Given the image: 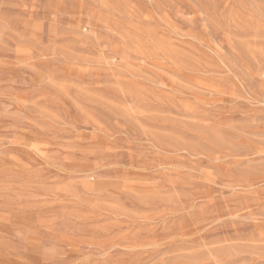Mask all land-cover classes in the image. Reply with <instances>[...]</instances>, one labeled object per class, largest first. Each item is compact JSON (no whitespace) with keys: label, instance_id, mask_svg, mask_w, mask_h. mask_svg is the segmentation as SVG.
Here are the masks:
<instances>
[{"label":"rangeland","instance_id":"374dc122","mask_svg":"<svg viewBox=\"0 0 264 264\" xmlns=\"http://www.w3.org/2000/svg\"><path fill=\"white\" fill-rule=\"evenodd\" d=\"M0 264H264V0H0Z\"/></svg>","mask_w":264,"mask_h":264}]
</instances>
